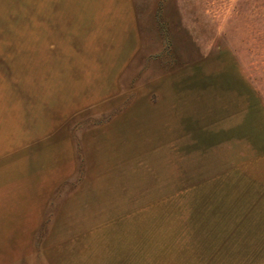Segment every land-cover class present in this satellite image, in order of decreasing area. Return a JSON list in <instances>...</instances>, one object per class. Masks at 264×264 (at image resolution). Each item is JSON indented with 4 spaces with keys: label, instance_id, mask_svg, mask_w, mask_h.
I'll list each match as a JSON object with an SVG mask.
<instances>
[{
    "label": "rangeland",
    "instance_id": "1",
    "mask_svg": "<svg viewBox=\"0 0 264 264\" xmlns=\"http://www.w3.org/2000/svg\"><path fill=\"white\" fill-rule=\"evenodd\" d=\"M0 264H264V0H0Z\"/></svg>",
    "mask_w": 264,
    "mask_h": 264
}]
</instances>
